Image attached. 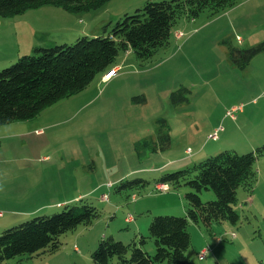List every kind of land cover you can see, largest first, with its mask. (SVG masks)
<instances>
[{"label": "rangeland", "instance_id": "obj_1", "mask_svg": "<svg viewBox=\"0 0 264 264\" xmlns=\"http://www.w3.org/2000/svg\"><path fill=\"white\" fill-rule=\"evenodd\" d=\"M147 1L162 0H110L88 14L71 13L83 23L95 19L99 25L68 28L60 22L53 32V43L40 46L72 44L78 37L99 35L104 25L115 23ZM44 12L65 14L61 8L44 5L15 17H0V70L16 61L17 52L23 51L30 39L28 24ZM262 43L264 0H240L214 16L204 11L194 20L181 19L171 30L169 45L152 58L140 61L132 52H120L117 73L115 70L105 79L113 70L110 68L80 93L21 123L13 136L23 139L24 144L19 145L20 154L13 149L29 160L16 164H27L34 190L50 192L41 204L46 207L19 222L59 213L64 207L56 203L65 201L66 205L77 200L92 204L101 217L89 227L79 226L61 236V246L54 254L15 257L1 264H93L90 253L103 236L126 244L138 232V225L147 235L153 216L183 217V196L189 191L185 187L167 186L165 193L170 195L162 197L164 192L157 191L152 183L128 194L116 193V184L121 179L152 181L220 151L241 155L264 145V49L243 69L229 58L230 47L248 49ZM233 108L241 110L229 117L227 112ZM161 121L166 122L170 136V146L163 151L156 139ZM215 133L216 139L208 138ZM9 140L5 152L11 155ZM186 149L192 152L190 156L184 154ZM254 170L257 180L251 194L238 190L236 225L214 224L209 231L189 224L191 242L186 256L192 264H261L264 158L255 162ZM200 198L207 202L215 195L203 191ZM128 216L133 218L129 223L125 221ZM144 249L153 255V242ZM203 249L207 254L200 260Z\"/></svg>", "mask_w": 264, "mask_h": 264}, {"label": "trees", "instance_id": "obj_2", "mask_svg": "<svg viewBox=\"0 0 264 264\" xmlns=\"http://www.w3.org/2000/svg\"><path fill=\"white\" fill-rule=\"evenodd\" d=\"M110 0H0V17L11 18L29 9L49 5L78 14L97 10ZM240 0H162L147 1L132 13H125L102 27L101 34L78 37L72 44L34 47L29 54L0 70V126L26 122L60 100L72 97L87 88L99 74L109 70L120 52L130 50L136 59L152 58L159 49L169 45L171 30L181 19L194 20L204 11L214 16ZM262 49L264 43L248 49L229 48V58L239 69ZM157 147L167 150L170 136L165 121L160 122ZM192 153V152H191ZM187 154V155H191ZM264 158V145L245 154L232 150L220 151L190 167L161 175L152 181L136 178L120 180L118 194L155 186L170 189L187 188L183 196V217L153 216L147 235L137 233L129 243L102 237L90 253L93 264H192L186 256L191 238L190 223L211 231L214 224L239 222L234 206L238 190L251 194L256 184L255 162ZM203 191H212L215 199L203 202ZM78 199V198H77ZM76 200V199H75ZM59 213L38 215L0 232V264L15 257H40L56 253L61 236L79 226L89 227L101 217V212L84 200L60 205ZM131 218V219H128ZM128 216L125 221L131 222ZM22 222V221H21ZM152 241L154 254L144 246ZM261 264H264V259Z\"/></svg>", "mask_w": 264, "mask_h": 264}, {"label": "crops", "instance_id": "obj_3", "mask_svg": "<svg viewBox=\"0 0 264 264\" xmlns=\"http://www.w3.org/2000/svg\"><path fill=\"white\" fill-rule=\"evenodd\" d=\"M64 13L65 14H60L58 12H44L38 14L37 17H39L40 19L37 20L33 19L30 22L31 24L30 25L28 24L27 30L29 29L30 39L28 43L25 44V49L23 51L17 52L18 56H16V58L20 56L19 54L24 55L26 53L27 54L31 53L33 48L40 46V44H44L45 42L53 43V40L56 39L53 36V32L58 27L57 25L60 22L63 25L67 26L68 28H72L73 26H76L78 24H81L83 26H88V28L91 24H95V26L99 25L95 19L88 21V23L87 22L83 23L80 19L75 18L73 14L67 12ZM85 13L88 14L89 12H85ZM126 52L128 53L131 51L128 50ZM115 64L111 68H113V70H116L117 73L120 67L118 65L116 66ZM21 123L24 122H15L0 126V231L5 227H9L12 226L13 224H16V222H19V220L21 222L20 218L24 216H28L30 214H34V212L39 211L43 207H46L47 205H41V204L46 200L47 193L50 192V191H39L38 190L39 188L34 190L32 187V183L31 181H29L28 178V175L31 174L30 173L31 171H29V169L26 168L27 164L22 163L21 164L22 166L21 165L17 166L16 164L17 162L20 161L28 162L29 160L28 158L25 157L24 153L21 155H17L16 153H14V149H16V151L18 150L17 153L20 154L19 145L24 144L23 143L24 140L22 139V137H25V135L21 137L22 140H17V138L13 136L15 134L13 132H16L17 129L22 127L23 124ZM29 131L30 130L28 129L27 132ZM7 139H12L9 140L8 143L9 149L11 150L15 147L13 150H11V155L5 152ZM184 154L188 156L186 154V151H184ZM2 163L4 164L2 165ZM164 193L161 194L162 197L170 195ZM18 195H21L22 198L21 196L19 197ZM246 200L248 201V198ZM64 202L65 201H63V204H65ZM34 203H36V205ZM63 204L56 203V206L59 207L60 205ZM168 205L172 206L171 204ZM183 213H185L184 209L181 211V214ZM136 228L138 230L137 233H142V227H139L138 225V227Z\"/></svg>", "mask_w": 264, "mask_h": 264}, {"label": "built area", "instance_id": "obj_4", "mask_svg": "<svg viewBox=\"0 0 264 264\" xmlns=\"http://www.w3.org/2000/svg\"><path fill=\"white\" fill-rule=\"evenodd\" d=\"M178 35H179V34H178ZM114 72H115V70L110 71L106 76H104V78H105V79L108 78V77H109L111 74H113ZM237 110H241V108H233L230 112H227V115H228L229 117H233ZM216 132H217V131H216ZM208 138H209V139H212V140L216 139V138H217V137H216V133H215V134H212V135H210V136H208ZM186 153H187V154H190V153H191L190 149H187V150H186ZM166 189H167V186H166V185H158V186H156V190H157V191H160V192H165ZM102 198L104 199L105 196H103ZM128 219H131V218H128ZM234 236H235L234 234H231V237H232V238H233ZM206 254H207V249H204V250H202L201 253L198 255V258H199L200 260H202V259H204V257L206 256Z\"/></svg>", "mask_w": 264, "mask_h": 264}]
</instances>
